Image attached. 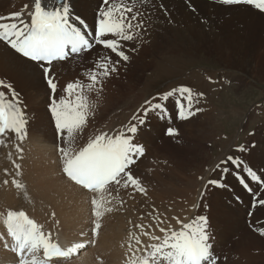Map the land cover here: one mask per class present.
<instances>
[{"label":"snow or ice","instance_id":"6c2138e0","mask_svg":"<svg viewBox=\"0 0 264 264\" xmlns=\"http://www.w3.org/2000/svg\"><path fill=\"white\" fill-rule=\"evenodd\" d=\"M214 3L250 6L264 13V0H214ZM158 9H164V5H157L155 0H102L94 30L81 17L73 14L70 0H33L31 8L25 5L18 12L0 16V42L25 61L32 62L33 68L41 71L51 90L49 111L62 145L57 147L61 171L89 198L94 218L89 240L63 247L53 239L51 231L45 232L43 225L30 219L24 211L8 210L2 216V222L10 244L5 236L0 235V240L4 241L3 247L14 254L16 264H60L89 245L94 246L102 227V218L124 203L112 195L113 191L119 193L121 189H131L132 193L147 195V189L135 175L133 166L145 155L144 146L136 143L135 138L149 114L170 119L168 102L173 97H176L175 110L180 120H187L203 111L196 107L202 94H194L191 88L179 86L146 99L130 121L115 134L101 132L84 146L77 145V134L82 132L89 116L94 114L105 80L117 74L120 66L130 62L128 52H137V45L145 42V36L152 27V12ZM164 14L167 15L166 10ZM25 15L28 19L24 18ZM94 46H102L110 54L98 56L93 61L94 67L84 74L88 83L80 80L68 83L63 90L65 96L57 100L56 77L52 74L54 62L83 59ZM113 54L117 59H113ZM0 89L7 90H0V146L8 147V142L14 137L16 158L23 159L21 145L28 136L25 107L11 83L0 80ZM92 93L96 94V101L90 99ZM167 134L178 135L172 127L167 129ZM237 150L247 151L243 146ZM8 159H12L11 153H8ZM13 167L14 175L20 176L21 165L13 161ZM4 171L7 175L8 170ZM212 171H218L219 178L208 179L205 191L209 186L227 187L224 181L231 174L251 194L252 208L258 205L264 207V176L240 157L229 155L220 160ZM3 183L7 185L9 181L4 180ZM11 184L27 199L26 186L22 182L13 178ZM250 184H255L258 190L254 191ZM205 191L200 193L201 199ZM204 207L207 208V205ZM248 215L251 217L252 211ZM52 216L54 218L55 213ZM173 219H176L179 228L161 227L162 236L141 232L152 243L143 244L139 236L129 233L127 250L130 255L125 264H220L206 215H198L189 222H183L178 217ZM135 227L143 229V225ZM255 231L264 236V227ZM132 241L137 247H133Z\"/></svg>","mask_w":264,"mask_h":264},{"label":"bare ground","instance_id":"6f19581e","mask_svg":"<svg viewBox=\"0 0 264 264\" xmlns=\"http://www.w3.org/2000/svg\"><path fill=\"white\" fill-rule=\"evenodd\" d=\"M70 3H71L73 14L81 17L89 25V27L94 30L96 16L99 11V8L102 5V0H70ZM155 3L157 5H160L162 3L164 5V9H158L152 12V27L150 28L149 32L145 36L146 41L149 44V46L144 44V46L142 45L143 48H139V51L148 50L149 47L153 48L155 46L154 44L156 43L157 39H159L161 43L164 44V47L167 49V51L169 50V52L170 50L172 51L173 49H175L176 51L179 50L183 52L188 51L190 49L192 50L207 49L210 46L214 45L215 42H217L220 45H225L226 48H230V50H235V52L232 51L231 53L232 58L238 54H243V53L246 54L244 55L243 60L241 62H243L244 64L243 65L245 69L244 73L247 75L252 71L253 62L256 56L258 57V54L259 52H261V50H262V54L264 55V14H262L261 12H259L258 10L250 6H246L247 8L244 10L241 8V5L221 6V5L214 3V0H155ZM32 4H33V0H0V16H8L11 13L18 12L25 5H28L29 8H31ZM164 10L167 11V15L164 14ZM250 12H256L259 15L258 18L261 20V22H263L262 26L261 27L259 26L260 30L257 31L258 33L261 34V36L253 35V33L248 32L249 30L248 31L246 30L248 28L246 25V22L247 20H250L249 17L251 16V14H249ZM242 15L246 16L247 18H242ZM24 18L28 19L26 15ZM3 22H10V21H3ZM262 34H263V37H262ZM231 36L234 37V40H235L234 45L228 42V38ZM95 48H97L98 50L97 54L95 55L89 54L87 56V59L85 58L82 60V62H80L79 66L80 68L82 67V71H80V69L77 70V65H78L77 63L70 62V61H74V59H69L68 61H65V62H54L52 74L56 77L57 90L58 88L62 89L61 85L65 84L64 86L65 88L68 83L75 82L77 80H80L85 84L88 83L84 74L89 69L94 67L93 61L96 60L98 56L110 54L109 50L103 49L102 46H94L93 50ZM244 49L246 51H244ZM163 51H166V50H163ZM128 54L132 55L131 52H128ZM151 54H152V51H151ZM113 59H117V58L113 56ZM64 63H67V64L69 63V64L68 65L66 64V66H64L65 65ZM140 65H142V63ZM143 65H145V63ZM141 67H145V66H141ZM119 70H125V72L124 71L122 72L125 74V78L122 81L117 79L118 77L117 76L118 73H117V74H113L112 76H110L109 78L105 80L103 84V91L100 93V98H99V101L97 102V107H96L95 112H99V109H101L100 110L101 112L111 114L112 112H114V110L119 109L120 108L118 107L120 106L119 104L124 103V100H125L123 98L122 93L127 92L128 90L134 89L136 86L134 85L135 79L137 78L144 79V76H145L143 72H141L142 69L141 70L140 68L138 69L136 60L134 61L132 58L128 64L120 66ZM171 73L172 71L168 69V71L165 72V76H168ZM243 76H246V75H243ZM2 78L9 80V82L12 81V83H14L16 86V90H24L25 88H28L32 86L33 84L35 85L38 84V86H42L43 84L42 73L40 70L33 68L32 62L25 61L24 58L19 57V55L14 53L13 50H11L10 48H7L2 42H0V80H3ZM59 95L61 97L65 96L64 91L63 90L61 92L59 91ZM143 97H145V95H143ZM90 99L92 101H96V94L95 93L90 94ZM114 107H117V108H114ZM196 107L202 108L203 111L197 113L194 116L195 125L192 123L193 120L192 122L190 121L188 122V119L186 120L187 122L185 124L188 125L189 127V124L187 123H190V124L192 123L191 126L194 125V128H195L194 130H196V128L198 129L201 128V130H203V126L205 125V121L208 119L210 110L208 109L206 104H204L201 101L199 102V104L196 105ZM168 111L171 117L169 120L170 121L174 120L173 119L175 116L174 114L176 113L175 112L172 113V112L176 111L175 103L168 104ZM156 117L160 119L158 116ZM151 118H152L151 114H149L148 121ZM108 124L107 125L104 124L106 125L105 126L106 128L107 126H109ZM154 124L156 125L158 123L154 122ZM181 125H177L174 128L175 129L181 128L182 127ZM143 126H146V124ZM101 127H104V126H101ZM146 128H148V124ZM107 129H112V126H109ZM104 132H107L110 135L115 134L109 131H104ZM195 133L197 132L195 131ZM200 133H202V131ZM147 134L157 135L158 129L155 128L152 131H150V133H147ZM174 139L175 138H173L172 140L175 141ZM148 140H151V139H148ZM27 144L24 146H27ZM150 145L148 146L152 147ZM168 145H170V143L162 146V150H160L161 153H156V155L159 157L157 156L141 157L137 161L136 165L133 166L135 175L138 177L140 176L141 180L142 179L144 180L145 178L146 184L148 181V183L150 184V187L154 189L153 193H155L156 198H158V200H160L161 195L164 193L180 194V196H178L177 198L179 202H181L180 199L185 200L186 198H188L189 193H196V199L188 200V202H186V204L188 205H185L183 203L184 205H182L181 208L178 210H174L171 208L169 210H166L165 212H162L163 210L161 208L163 207V204L160 203L155 208L156 214L153 215L154 218L150 217V219L152 218L150 221L147 220V222L143 223V229L140 230V233L143 231L145 233L162 236L163 234L159 231V228L161 227H164V228L171 227L173 229L179 228V225L177 224L176 219H173L174 217H178L183 222H189L195 216L206 215L210 223L212 234L214 238L217 239L214 231L218 223L214 224V218H212L211 216V214L213 213L212 211H208L204 213L203 206L206 204L209 209H215L216 205L219 203V204H222L223 206H218V209H220L221 213L225 217H229L230 219L224 228H223V224L220 225L221 228L220 227L218 228L219 232H218L217 240H218L219 245H221L224 248H227V241L229 237L231 236L232 232H236V235L237 234L242 235L243 230L245 229V226L247 224L246 223L247 219H251L252 221L253 220L258 221L257 217L259 215L257 216V213L261 212V210L264 211V207H261L258 205L255 209H253L252 206L250 205V201L252 199L251 194H249L239 184L236 178L232 176L231 174H229L224 181L227 187L225 188L210 187L205 191V188H204L205 182L208 179H212L213 177V174L210 173L204 179L203 184L201 183V186L199 185L200 180H201L199 175L202 173V170L204 169L205 164H203V162L198 161L196 159L186 160L184 158V159L178 160V158H172ZM30 146L32 147V144L31 145L29 144L30 150L34 149V147L31 148ZM36 146H37L36 150H32L33 152L32 151L31 152L32 154H36L33 156L34 158L39 155L37 157L39 159L37 163L42 162V160L47 162V166L45 167L47 169V175H46L47 180L45 181L43 185H42V166L41 165L37 163L29 164L30 159L29 157H27L28 160H26V162L23 159L25 163V165L22 164L24 172H21V175L16 177L14 175L15 168L13 167V164H11L13 162L10 163V161L12 160L9 161L8 157H2L3 156V152H2V156L0 157V213L3 211L4 213L2 215H4L5 211L7 210L24 211L25 214L30 219H33L38 224L43 225L45 232L51 231L53 233V239L58 240V242L63 247L70 246L72 243L80 242L81 240L86 242L87 240L91 238L90 232H91V228L93 227V224L91 221L92 219H94L91 216V210H90L89 203L87 206L88 197L84 195V192L79 188V186H76L73 183L69 182L67 178L63 175L61 171L60 162L58 163L57 158H55L54 160V157H49V156L42 157V152L46 154H50L48 152L49 150H52V145L49 143L48 140L43 141L41 144H39L38 142V144L36 143ZM2 149L3 151H6L4 148ZM147 149H150V148H147ZM262 149L264 148L262 147ZM259 152L261 153L260 150ZM5 155H7L6 152H5ZM14 155H17V154H14ZM242 160L244 161V158H242ZM244 162L249 167H251L254 171H256L259 175L264 176V157H261L260 166L258 168H256L254 165H251L247 161H244ZM5 169L8 170L7 175L5 174V171H4ZM177 169H180L182 172L188 171L190 174V177L196 178V179H191V180L183 179L182 174L180 173L179 175L178 173L175 174V171ZM192 169H195V170L192 171ZM37 171L40 173L38 174ZM13 178L19 180L26 186L27 199L25 198V194L22 191L16 189L11 184V180ZM4 180H8L9 183L5 185L3 183ZM172 180L184 186L186 189V192L179 190V189H175V188L173 189L172 182H171ZM27 185H29L30 188H28ZM144 186H149V185H144ZM250 186L253 187L254 191L258 190L255 184H250ZM197 187H199V189H197ZM202 188H203V191H205L206 197L204 195L203 198L201 199L200 193L202 192ZM150 189L148 191H150ZM73 192H75L74 195H73ZM214 194L216 195L217 199L215 198ZM125 196H127V194ZM237 196L240 197L239 200L236 199ZM42 199L44 202L46 201L50 205H47L45 203L42 204L43 203ZM197 199H199L200 201L198 208L195 207L198 204ZM131 200L134 201L136 200V198L131 199ZM139 204H141L142 206V203H139ZM184 206H186V209L183 208ZM49 207L55 213L54 218L50 217L52 214L46 215L47 218H45L46 216L44 217V215L46 214L45 211ZM122 208L123 210L125 209V207H122ZM148 209H150V207L147 208L146 210ZM49 210L47 211V213L49 212ZM250 211H252L253 213L251 217L248 215ZM145 213H148V212H145L144 210V214ZM110 215L108 213L102 218V222H101L102 231L99 232V236L97 237V242L94 246L89 245L85 250H81L77 255L73 256L69 260L67 261L62 260L60 264H121L122 261H124L125 263L126 257L130 255V253L127 250L128 244L122 243V238L124 236V227H125L124 217L125 216L113 214V212H111ZM112 215L116 220L120 216L121 221L117 223V221L112 217ZM48 217H50L49 220H51L52 218L51 222L47 220ZM160 221H163V223H160ZM261 222H264V221H261ZM253 225L255 226L253 227L254 229L261 228L260 224L254 223ZM81 233H84V235L81 236ZM255 233H253L255 235L252 234L248 236L250 238L249 240L247 239L248 243H246L244 250L242 252L240 251L232 252L231 250L229 252L230 259H228V261H225V258L223 259L222 258L223 256H222L220 258V263L224 264V262H226L225 264H241L242 261H244V264H249L251 263V260H254V261H261L260 263L264 264V256L263 257L256 256V254L253 252H250L248 248V245L251 241H254L261 245L264 244L263 242L264 236H261L258 232H255ZM0 235L5 236V238L8 239V242L10 244V239L7 238L6 236V228L4 227L1 216H0ZM139 237L143 244L152 243V241H150L148 239V236L146 235L140 234ZM3 243L4 241L0 240V264H13L16 258L14 257V255L12 254L10 250L5 249L3 247ZM235 243H236L235 240L232 243H230L229 248L233 247L232 245H235ZM133 247L134 248L137 247L135 243H133ZM228 249H226L225 251H227Z\"/></svg>","mask_w":264,"mask_h":264},{"label":"rangeland","instance_id":"374dc122","mask_svg":"<svg viewBox=\"0 0 264 264\" xmlns=\"http://www.w3.org/2000/svg\"><path fill=\"white\" fill-rule=\"evenodd\" d=\"M241 8L245 10L247 7L241 5ZM249 14H251V16L249 17L250 20H247L246 22V25L248 27L246 30L247 31L249 30L248 32L253 33V35L261 36V34L258 33L257 31L260 30L259 28L262 26L263 22H261V20L258 18L259 15L256 12H250ZM242 18H247V17L242 15ZM262 37H263V34H262ZM158 40L159 39L156 40V43L154 44L155 46L153 45L154 46L153 48L149 47V49L152 51V54L149 49L144 50L145 53L143 50L139 51V48H143L144 44L149 46V44L146 41V38H145V42L139 43L137 45L138 46L137 52H131L132 55H130V57L134 61L136 60L138 69L139 68L140 70L142 69L141 72H143V74L145 75L144 79L143 78L135 79L134 82L136 84L133 82L134 85H136L135 88L122 93L123 98L125 100H124V103L119 104L120 105L118 106L120 107L119 109L114 110V112L111 111L112 112L111 114L110 113L108 114L105 112L103 113L100 111L101 109H99V112H94L93 115H90L88 118V122L86 126L84 127V129L82 130V132L77 134V145L82 147L88 142L90 138L94 137L95 135L100 134L102 131L103 132L109 131L112 133L118 132L119 130L122 129L123 125L127 124L130 121L133 114L137 113L138 109H140L141 105L144 103L146 99H151L153 96H157L173 88H177L179 86H185V87L191 88L194 94H202V96H200L199 99L201 102L206 104V106L210 110V114L208 116V119L205 121L203 130H201V128L200 129L196 128V130H194L195 129L194 128V125H195L194 116L188 119V122L189 121L192 122L193 120L192 123L194 125L191 126L192 123L191 124L187 123L189 124V127H188V125L185 124L187 121L180 120L176 114H174L176 116V117L174 116L173 118L174 120L170 121L169 118L158 119L156 117L157 114L150 113L152 118L148 121V117H147V120L145 123L146 126L140 127L136 135V139H135L136 143H139V144L144 143L143 146L145 148L146 154L143 157L157 156L156 153H161L160 150H162V146L170 143V145H168V148L170 150V154L172 158H178V160H181L184 158L186 160L196 159L198 161L203 162V164H205L204 169L202 170V173L199 175L200 178L201 177L203 178L200 180V183H199L200 186H201V183L203 184L204 179L210 173L213 174L212 179L219 178V175H220L219 172L218 171L213 172L212 169H214L215 165L220 160L225 159L229 155L234 156V157H240L241 159L244 158V161H247L251 165H254L256 168H258L260 166L261 157H264L263 156L264 149H262V147L264 148V55L262 54V50L261 52H259L258 57L256 56L253 62L252 71L247 75L244 73V70H245L243 66L244 64L243 62H241L243 60L244 55L246 54L245 53L238 54L232 58L231 53L232 51L235 52V50H230V48H226L225 45H220L217 42H215L214 45L210 46L207 49H202V50L190 49L184 52L179 51V50L176 51L175 49H173L172 51L170 50L169 52V50L167 51V49L164 47V44H162L161 41L160 40L158 41ZM228 42L234 45V42H235L234 37L233 36L229 37ZM163 50H166V51H163ZM244 51L246 50L244 49ZM97 52L98 50L97 48H95L90 53L85 54V57L83 59L85 58L87 59V56L89 54L95 55L97 54ZM83 59H78V60L74 59V61H70V62L77 63L78 64L77 70L80 69V71H82V67L80 68L79 65ZM141 63L142 65H140ZM144 63L145 65H143ZM64 64H65L64 66H66L67 63H64ZM141 66H145V67H141ZM168 69L172 71V73L168 76H165V72L168 71ZM123 71L125 72V70H119L118 75H117L118 76L117 79L121 81L125 78V74L122 73ZM243 75H246V76H243ZM2 79L5 80L6 82H9V80H6L4 78ZM10 82L11 84H13V87L16 90L15 84L12 83V81ZM64 86L65 84L61 85L62 89L58 88L55 94V98L57 100L61 98V96L59 95V91L61 92L62 90H64ZM0 90L7 91L5 89H0ZM16 91L20 94V98L25 107V111H26L27 119H28V125H27L28 136H27V139L21 145V147L23 146L22 148L25 150L23 151V154H22L24 161L26 162V160H28L27 157H29L30 159L29 164L37 163L39 161V159L37 158L39 155L34 158L33 156L36 154H32L33 152L32 150H36V147H37L36 143L38 144L39 142V144H41L43 141L48 140L49 143L52 145V150H49L48 153L50 154H46L42 152V157H48V156L54 157V160L55 158H57V161L59 163V154L57 152V147L62 146V145H61L60 140L57 137L54 121L49 111V105L51 103L52 93H51V90L48 88L46 81L43 79L42 86H38V84L37 85L33 84L32 86L25 88L24 90H16ZM143 95H145V97H143ZM175 99L176 97H174V99L171 98L172 101L170 100L168 104L175 103ZM114 108H117V107H114ZM174 112L176 113V111H173L172 113ZM154 122H157L158 124L155 125ZM104 124L106 125L108 124L109 126H112V129H107L109 126H107L106 128L105 127L106 125ZM147 124H148V128H146ZM177 125L182 126V127L179 126L181 128L176 129L178 135L169 136L167 134V129L169 127L174 128ZM101 126H104V127H101ZM155 128L158 129L157 135L147 134V133H150V131H152ZM199 130L200 132L202 131V133H200ZM195 131L197 133H195ZM173 138H175L174 139L175 141L172 140ZM148 139H151V140H148ZM11 143L10 141L8 142V147L0 146V157L2 156V152H3L2 157H8V153H11L12 161L9 160L10 163L13 161L15 163L19 162L18 164L21 165V169H22L21 172H24L22 166L25 165V163L23 159H17L16 158L17 155H14L16 154L15 147H14L16 141L14 137L12 138ZM27 143H29L30 145L32 144V147H34V149L30 150L29 144ZM26 144L28 147L24 146ZM147 144L148 145L151 144L150 146L152 147H149ZM241 146L245 147L247 151L245 152L238 151L237 149L240 148ZM2 148H4L6 151H3ZM147 148H150V149H147ZM259 150L261 151V153L259 152ZM5 152L7 153V155H5ZM37 164L42 166V185H43L45 181L47 180L46 178L47 169L45 168L47 166V162L42 160V162L37 163ZM193 170L195 169H192V171ZM37 173L39 174L40 172L37 171ZM177 173L178 175L179 173L182 174L183 179H190V180L196 179V178L190 177V174L188 171L182 172L180 169H177L175 171V174ZM139 178L141 179L140 176ZM145 180L146 179L144 178V180L142 179L141 181L143 183V186L149 185V186H144L145 188L147 187L146 188L147 195H141L139 193H132L131 189H128V190L121 189L119 193H114L115 191L113 192L114 194L112 193L114 196L118 197L117 200H122L124 202L122 205H117V208L118 207L119 208L113 211V214L125 216L124 218H125L126 228L124 227V236L122 238V243L124 244L125 243L129 244L130 242L128 239L129 233H133L136 236H139L141 234L140 233L141 229L136 228L135 225H138V224L143 225V223L147 222V220L150 221L152 218H154L153 215L156 214L155 208L160 203L163 204V207L161 208L163 210L162 212H165L166 210H169L171 208L174 210H178L181 208L182 205L184 204L188 205L186 204L188 200L196 199V193H189L188 198H186L185 200L180 199L181 202H179L177 198L178 196H180V194L164 193L161 195L160 200H158V198H156L155 193H153L154 189L150 187V184L148 183V181L146 184ZM171 182H172L173 189L175 188V189H179V190L186 192V189L184 186L175 182L174 180H172ZM27 186L28 188H30L29 185ZM210 187H213V186H209L208 188ZM149 189L152 192L148 191ZM197 189H199V187H197ZM202 191H203V188H202ZM74 194L75 192H73V195ZM126 194L127 196H125ZM214 196L217 199L215 194ZM135 198L136 200L134 201L131 200ZM199 199H197L198 205L200 202ZM88 201H89V198L87 200V206H88V203L90 205V202ZM42 202H43L42 204L45 203L47 205H50L48 202L46 201L44 202L43 199H42ZM139 203H142V206ZM250 205L252 206L251 201H250ZM218 206H223V205L218 203L215 209H209L208 207L205 208L203 206L204 213L208 211H212L213 213L211 214V216L212 218H214V224L218 223L214 231L217 239H218V232H219L218 228L220 227L221 224H223V228H224L230 219L229 217H225L221 213L220 209H218ZM122 207H125V209L123 210ZM149 207L150 209L146 210ZM183 208L186 209V206H184ZM48 210L49 212L47 213ZM51 210L52 209L49 207L45 211L46 214L44 213L45 214L44 217L46 215L53 214L54 212L53 210L52 211ZM144 210L145 212H148V213L144 214ZM7 211H5L4 215H6ZM262 212L264 211L261 210V212L257 213V216L259 215L257 218H258V221L260 222H258L257 220L252 221L251 219H247L246 221L247 224L245 226V229L243 230L242 235L241 234L236 235V232H232L231 236L229 237L227 241V248H224L221 245H219L218 240L214 238L212 242L214 244L215 253L219 255L220 258L223 256L222 258L223 259L226 258L225 261H228V259H230L229 252L231 250L232 252L233 251L242 252L244 250L246 243H248V240L250 238L248 236L257 232L253 228L255 227L253 224L257 223V224H260L261 227L262 226L264 227V222H261V221H264V219H262L264 218V213ZM3 213H4L3 211L0 213L1 217L3 216L2 215ZM50 217L53 218L52 215ZM50 217H48L47 220L51 222L52 218L51 220H49ZM150 217L152 218L150 219ZM45 218H47V216ZM116 221L117 223L121 221V217L119 216ZM101 231L102 229L100 230V232ZM241 238L243 241L241 240ZM234 240L236 242L235 245H232L234 248L233 247L229 248L230 243H232ZM131 243L133 244L134 241H132ZM258 244L259 243L251 241L248 245V248L250 252L255 253L256 256L263 257L264 256V244L262 245L259 244L260 246ZM226 249L228 250L225 251ZM127 259H128V256L126 257L125 261ZM260 262L261 261L251 260V263L249 264H263ZM122 263L125 264L124 261H122ZM225 263L226 262H224V264ZM13 264H16V260L13 262ZM241 264H244V261H242Z\"/></svg>","mask_w":264,"mask_h":264}]
</instances>
